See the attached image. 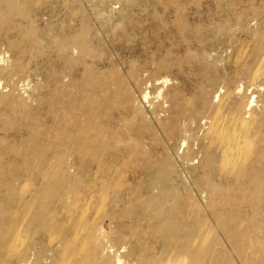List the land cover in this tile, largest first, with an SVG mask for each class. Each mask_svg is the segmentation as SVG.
<instances>
[{
  "label": "bare ground",
  "instance_id": "bare-ground-1",
  "mask_svg": "<svg viewBox=\"0 0 264 264\" xmlns=\"http://www.w3.org/2000/svg\"><path fill=\"white\" fill-rule=\"evenodd\" d=\"M104 2L105 0H100V3L111 13L119 5L118 1L110 5ZM192 4L198 10L190 13L188 9ZM18 5L16 0H0V23L4 22L13 28V14L17 12ZM156 6L170 11L169 17L173 19L167 27L164 18L169 17L160 16L163 32L157 48L163 47L167 40L176 49L183 48L189 51L193 43H201L199 34H202L219 39V46L223 48H231L238 44L240 47L246 46L250 49L246 58L234 69L229 71L225 69L222 75L214 77L209 90L199 87L195 106L176 109V120L168 131L167 138L171 143L169 148L176 151L181 167L176 170L168 164L167 167L156 170L154 168L156 162L147 161L143 165L137 164L139 158L143 157L140 156L141 152H132L129 146L123 150H116L106 144V140L112 138L114 133L109 129L103 133L104 128L100 124L95 126L93 136L87 141L94 147V153L85 157L86 155L82 154L81 139L88 121L78 118L72 122L61 123L58 111L64 108L75 110L89 107L95 110L96 118L103 117L105 113L102 112L101 103L92 100L91 96L85 94L79 97L74 91L67 90L70 87L82 86L80 81L70 78L59 81L60 85L57 84L53 91L48 93L45 101L43 100L48 105L45 111L52 126H45L44 130L41 128L39 147L23 148L22 145L13 147L0 139V164L7 163L13 166L14 153V156L19 157L22 162L33 165L30 170L35 179L40 181L39 187L29 192L27 196L20 195L16 199L11 196L7 206L0 209V264H38L41 259L46 261L44 264H52L56 263L57 255L62 256L59 261L61 264H128L125 255L120 251L123 248L119 250L109 241L108 244H103L106 235H102L103 239L92 243L89 248L80 247L79 243L63 241L64 233H76L79 225L84 223L82 220L84 212L81 208L83 217L82 215L79 217V206L76 205L78 201L79 205L81 203L78 199L79 192L85 190L91 197L97 186L96 184L92 186V180L100 181L97 184L101 192L109 190L107 180L114 168L106 161L108 165L103 169L105 162L99 159L100 155L120 158L123 161L129 159L132 162L128 166L130 172L124 176L126 182L142 177L149 178L148 182L140 185L136 190L130 188L127 182V186L117 190L114 195V206L121 207L120 210L125 215H134L139 220L154 224L153 233L162 241L159 250L155 249L146 257L136 258L137 264H220V261L227 257L217 253L215 244L206 243L208 239L204 230L210 221L207 215L215 220L213 221L216 222L215 224L223 228L230 244L240 249L238 256L242 264H264V243L253 242L255 232L241 231L238 223L242 221L224 216L226 208H238L239 203L234 200L224 201L229 195V190L221 188L223 184L227 187L237 185L239 191L246 194L241 205L253 211H264V206L254 200L264 196V187H261V183L264 182V98L260 97L257 100L255 93L260 94L261 89L254 90L264 85V73L258 75L255 70L258 64L264 65V30L261 29L264 18L260 17L257 7L253 4L221 3L220 0H216L213 4L207 3L204 7L197 0H171L167 5H163L158 0ZM200 7L203 10L199 9ZM204 17L206 26L200 28L192 26L191 23L200 21ZM232 18L236 23H231ZM66 31L67 33L51 40L58 48V58L67 68L81 65L78 49L84 48L91 40L73 32L70 27ZM174 35L180 38L175 41ZM9 53L13 54V49H5L0 44V73L6 65ZM91 65H95L96 69L94 71L85 69L82 76L92 78L94 92L98 93L100 87L109 86V83L100 77L101 73L97 66L103 67L107 63L92 61ZM156 65L158 70L170 71V66L166 63L161 62ZM255 78H261L260 85H254ZM159 79L164 85L169 78L167 75ZM7 86L8 83L2 85L0 80V102L8 98L7 94H2ZM146 94L148 95V93L143 94V99H147ZM176 100L177 96L173 95L171 104L174 105ZM137 109L136 106L134 114ZM31 110L25 105L22 113L26 114ZM253 123L255 126H251ZM39 126L35 124L29 128L36 130ZM142 128L137 127V131L141 132ZM68 130L71 133L78 132V135L73 138L69 135L67 140L59 141L57 135ZM16 135L6 133L4 138L12 141L19 139L22 142L24 139L38 137L36 134L28 135L26 138L22 134ZM76 145L78 148L75 147ZM64 151H69L70 156L76 152L81 155L77 159L64 161L62 159ZM190 153L193 154L191 159L188 158ZM188 163L190 165L197 163V166L188 167ZM76 165H79L80 171L72 173ZM195 169H200L206 178L211 179V182H207V188H199L196 193L198 200L192 201L189 182ZM175 172L176 176L172 177V173ZM72 197L76 198L75 202H70ZM34 198L40 199L41 204L33 205L30 209L36 211L32 212L28 224L38 226L53 242L55 240L51 236V231L60 224L61 234L64 235L57 242L55 241L58 248L47 249V244L44 243H25V245L11 243L10 235L2 234L3 230L8 232L13 229V221L7 223L4 219L5 214L11 211L12 207L26 208L28 202ZM90 203L87 201L83 207ZM204 211H207V214ZM128 226L129 224H119V230ZM133 253L129 251L127 256L133 257Z\"/></svg>",
  "mask_w": 264,
  "mask_h": 264
},
{
  "label": "rangeland",
  "instance_id": "rangeland-1",
  "mask_svg": "<svg viewBox=\"0 0 264 264\" xmlns=\"http://www.w3.org/2000/svg\"><path fill=\"white\" fill-rule=\"evenodd\" d=\"M16 1L19 7L13 14V28L4 22L0 23V44L5 49H13V54H8L6 65L0 73L1 84L8 83L6 90L2 93L7 94L8 98L0 102V139L13 147L40 146L42 130L45 126H52L45 111L48 106L44 103L45 98L59 84V81L70 78L80 81L83 87H70L67 90L74 91L79 97L85 94L91 96L92 100L101 103L102 112L105 113L103 117L96 118L95 110L89 107L75 110L64 108L60 110L61 112L58 111L61 123L72 122L78 118L88 121L81 139L82 154H85V157L94 153V147L87 141H90L93 136L95 126L100 124L104 128L103 133L106 129L114 133L112 138L106 140V144L116 150H123L129 146L130 151L141 152L140 156L143 155V157L139 158L137 164L143 165L151 161L156 162L154 164L156 170L167 167L168 164L178 170L181 162L176 156V151L169 148L171 143L167 138V133L176 120V109L195 106L199 87L209 90L214 77L222 75L225 69L227 71L234 69L250 51L246 46L240 47L238 44L231 48H223L219 46V39L202 34H199L201 43H193L189 51L183 48L176 49L167 40L163 47L157 48L163 32L159 18L171 16L170 11L156 6L158 0H105L106 5L119 2L117 9L112 13L100 3V0ZM160 1L163 5H167L171 0ZM197 2L204 7L205 4H213L216 0H197ZM220 2L253 4L257 7L260 17L264 18V0H220ZM199 9L203 10L201 7ZM194 10L198 9L192 4L188 12L192 13ZM164 19L169 27L173 19L170 17ZM231 23L236 21L232 18ZM191 24L200 28V26H206L207 22L204 17ZM68 27L91 42H87L84 48L78 49L77 54L82 64L67 68L59 60L58 48L51 40L67 33ZM261 29L264 30V24ZM179 38L174 35L175 41ZM92 61L107 63L103 67L97 66L101 73L100 77L109 83V86L100 87L98 93L94 92L92 78L82 76L85 69L91 71L96 69L95 65H91ZM161 62L170 66L169 72L157 69L156 64ZM255 70L258 75L264 73V65L258 64ZM167 75L168 81L164 85L161 84L159 78ZM260 84L261 78H255L254 85ZM257 89H261L260 94L264 93V85L254 90ZM145 93H148L147 99L142 98ZM260 94L255 93L257 100L260 97L264 98V95ZM173 95L177 96L174 105L171 104ZM25 105L32 109L26 114L22 113ZM136 106L138 109L134 114ZM18 110L21 112H17ZM35 124L40 125L36 130L29 128ZM251 126H255V123ZM137 127H143L142 131L138 132ZM6 133L22 134L24 138L34 134L38 137L24 139L22 142L19 139H13V144L12 140L4 138ZM69 135L73 138L78 135V132L64 131L63 134H58L57 138L59 141L67 140ZM75 147L78 148L77 145ZM62 155V159L66 161L77 159L81 154L76 152L70 156L69 151H64ZM18 158L13 153V166L7 163L0 164V209L7 206L9 197L16 199L20 195L27 196L40 185V181L35 179L30 170L33 165L26 164ZM188 158H193V154H188ZM99 159L105 162L103 169L108 165L107 162L114 168L107 180L109 190L101 192L98 185L100 181L92 180V186L95 184L97 186L95 185L96 190L91 197L85 190L79 192L78 199L82 205L78 204L79 201L76 205L79 206V217L84 212V217L82 215L84 223L79 225L76 233H64L63 241L79 243L80 247L89 248L92 243H97L102 235H106L107 238L103 244H108L109 241L117 249L123 248L120 251L125 255L128 264H137L136 258L146 257L155 249L159 250L162 241L157 234L153 233L154 224L139 220L134 215H125L120 210L121 207L114 206V195L120 188H125L127 182L130 188L136 190L140 185L148 182L149 178L142 177L126 182L124 176L130 172L128 166L132 164L129 159L123 161L120 158L107 157V155H100ZM187 166L195 168L197 163L193 165L188 163ZM78 168L79 165H76L72 173L80 171ZM175 176L176 172L172 173V177ZM207 182H211V179L206 178L200 169H195L189 182L192 201L198 200L196 193L199 188H207ZM261 187H264V182L261 183ZM221 188L229 190V195L224 201L234 200L239 203L238 208H226L224 216L242 221L238 223L241 231L255 232L253 242L264 243V211H253L241 205L246 194L239 191L237 185L227 187L223 184ZM75 199L72 197L70 202H75ZM254 200L264 206V196ZM87 201L91 203L83 207ZM40 204V199L34 198L28 202L26 208L12 207L13 209L5 214L4 219L7 223L13 221V229L8 232L3 230L2 234L8 233L11 243L23 245L44 243L47 244V249L58 248L56 242L63 236L60 224L51 231V236L56 242L50 241L48 235L38 226L28 224L32 212L36 211V209L34 211L30 209L33 205ZM81 208L82 212H80ZM204 213L207 214V211ZM59 217L58 219H61ZM207 218L210 221L204 230L208 239L206 243L215 244L217 253L227 257L221 260L220 264H242L238 256L240 249L230 244L223 228L215 224L213 218L210 219L209 215ZM123 223L129 226L119 230V224ZM129 251L134 252L133 257L127 256ZM61 257L57 255L56 263L52 264H61L59 262ZM44 263H46L44 259L38 261V264Z\"/></svg>",
  "mask_w": 264,
  "mask_h": 264
}]
</instances>
